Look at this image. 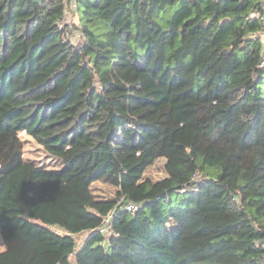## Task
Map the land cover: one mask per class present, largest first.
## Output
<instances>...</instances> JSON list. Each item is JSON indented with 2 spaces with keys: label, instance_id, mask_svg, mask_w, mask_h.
I'll use <instances>...</instances> for the list:
<instances>
[{
  "label": "trees",
  "instance_id": "1",
  "mask_svg": "<svg viewBox=\"0 0 264 264\" xmlns=\"http://www.w3.org/2000/svg\"><path fill=\"white\" fill-rule=\"evenodd\" d=\"M74 1L0 0V264H264L261 1Z\"/></svg>",
  "mask_w": 264,
  "mask_h": 264
},
{
  "label": "rangeland",
  "instance_id": "2",
  "mask_svg": "<svg viewBox=\"0 0 264 264\" xmlns=\"http://www.w3.org/2000/svg\"><path fill=\"white\" fill-rule=\"evenodd\" d=\"M74 9V5L71 6ZM67 10L65 13V23L76 26L79 24L78 17H76L73 12L74 10ZM74 29H72L73 32ZM77 36V34H76ZM18 137L22 144V157L25 160L32 161L36 164L45 166V167H55L57 162L49 156L43 149L41 145H39L30 135L26 134L24 131L18 132ZM164 160L163 158L157 159L152 165L147 167L144 172V176L148 177L152 180L159 179L160 177L165 175L164 170ZM92 192L97 198H111L114 196V187L102 180H98L92 185ZM174 197V196H173ZM81 239L84 235H80ZM4 242L0 234V249L3 248Z\"/></svg>",
  "mask_w": 264,
  "mask_h": 264
},
{
  "label": "built area",
  "instance_id": "3",
  "mask_svg": "<svg viewBox=\"0 0 264 264\" xmlns=\"http://www.w3.org/2000/svg\"><path fill=\"white\" fill-rule=\"evenodd\" d=\"M260 1L262 3V13H261V15H259V20L261 21L262 28L259 32V35H260V38L262 40H264V0H260ZM72 4L75 7V1L74 0H71V6H72ZM65 19L66 18H65V13H64L61 21H59V23H58L60 27L63 26L64 24H67V23L63 22V21H65ZM116 206H120L121 209L133 212V211L137 210V208L139 207V204L136 202L130 201V200L126 201V200H124L123 196H120L116 202ZM112 215H113V210H111L109 212V214L107 216H105V218L103 220V224L101 226V230H105L108 227V225L110 224Z\"/></svg>",
  "mask_w": 264,
  "mask_h": 264
},
{
  "label": "crops",
  "instance_id": "4",
  "mask_svg": "<svg viewBox=\"0 0 264 264\" xmlns=\"http://www.w3.org/2000/svg\"><path fill=\"white\" fill-rule=\"evenodd\" d=\"M98 181V180H97ZM96 182V181H95ZM95 196V195H94ZM97 198V197H96ZM3 247H4V245H3Z\"/></svg>",
  "mask_w": 264,
  "mask_h": 264
}]
</instances>
